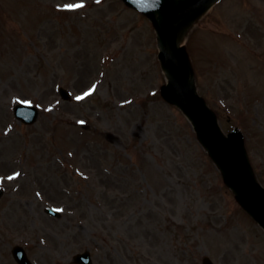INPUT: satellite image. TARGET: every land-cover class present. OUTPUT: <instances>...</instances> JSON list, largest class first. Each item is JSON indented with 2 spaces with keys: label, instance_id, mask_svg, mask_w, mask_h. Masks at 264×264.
Returning <instances> with one entry per match:
<instances>
[{
  "label": "rangeland",
  "instance_id": "obj_1",
  "mask_svg": "<svg viewBox=\"0 0 264 264\" xmlns=\"http://www.w3.org/2000/svg\"><path fill=\"white\" fill-rule=\"evenodd\" d=\"M157 17L124 0H0V264L16 244L32 264L85 248L92 264H264V231L161 94ZM189 21L191 84L224 134L242 132L264 186V0Z\"/></svg>",
  "mask_w": 264,
  "mask_h": 264
},
{
  "label": "water",
  "instance_id": "obj_2",
  "mask_svg": "<svg viewBox=\"0 0 264 264\" xmlns=\"http://www.w3.org/2000/svg\"><path fill=\"white\" fill-rule=\"evenodd\" d=\"M144 11H158L163 18L162 49L159 58L169 69L170 80L163 87L164 96L179 105L192 120L198 136L225 173V180L238 191V198L264 227V189L253 179L242 148V136L232 132L224 137L212 112L189 85L186 79L187 63L183 48L177 44V34L182 19L189 18L214 0H126ZM16 107V114L22 116ZM26 110L30 111V108ZM35 114L29 118L33 121ZM20 250V251H19ZM14 252L20 264H29L22 249Z\"/></svg>",
  "mask_w": 264,
  "mask_h": 264
},
{
  "label": "bare ground",
  "instance_id": "obj_3",
  "mask_svg": "<svg viewBox=\"0 0 264 264\" xmlns=\"http://www.w3.org/2000/svg\"><path fill=\"white\" fill-rule=\"evenodd\" d=\"M189 28H190V22H188L186 24H183L180 27L179 37H178V43H179V45H181L183 42H185L186 37H187V32H188ZM163 70H164L165 74L167 75L168 70L166 68H164Z\"/></svg>",
  "mask_w": 264,
  "mask_h": 264
},
{
  "label": "snow or ice",
  "instance_id": "obj_4",
  "mask_svg": "<svg viewBox=\"0 0 264 264\" xmlns=\"http://www.w3.org/2000/svg\"><path fill=\"white\" fill-rule=\"evenodd\" d=\"M97 2H99V0H97ZM83 5L82 4H78V5H70V6H68V7H82ZM95 87H96V85H93L92 86V89H89V91L88 92H85L83 95L84 96H87V95H89L90 93H91V91L93 90V89H95ZM76 99L77 100H80V99H83V96H77L76 97ZM81 123H83L82 121H81ZM15 175H19V173H16ZM13 177H8V179H12ZM57 211H61L60 209H57Z\"/></svg>",
  "mask_w": 264,
  "mask_h": 264
}]
</instances>
